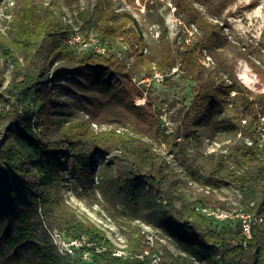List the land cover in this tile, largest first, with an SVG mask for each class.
Masks as SVG:
<instances>
[{"label":"trees","instance_id":"1","mask_svg":"<svg viewBox=\"0 0 264 264\" xmlns=\"http://www.w3.org/2000/svg\"><path fill=\"white\" fill-rule=\"evenodd\" d=\"M5 1L11 30H0V57L12 71L4 88L0 60V264H66L48 230L61 231L69 241L86 239L76 249L79 264H149L140 255L146 249L158 254L160 248L146 245L144 226L166 232L179 252L164 246L161 264H264L260 227L246 241L240 220L202 212L243 209L264 215V143L259 144L264 90L250 89L236 66L244 61L264 85V36L231 25L228 9L238 0H171L186 27L181 42L169 39L164 17L150 2L148 17L160 27L151 40L146 22L131 11L116 12L111 0H98L93 13L79 12L76 21L95 24L104 40L129 43L132 67L111 53H75L55 41L71 32L56 10L79 0H12L11 7ZM175 68L195 84V95L173 116L170 130L162 120L166 101L153 97L154 85L138 87L132 79ZM57 90L73 100L59 104L53 98ZM29 110H38L34 125L26 117ZM206 140L220 145L203 155L208 175L191 158L204 152ZM98 154L108 158L99 168ZM229 185L240 193V206L219 198ZM67 190L87 206H99L127 238L126 247L120 249L80 216ZM85 253L91 260L83 259Z\"/></svg>","mask_w":264,"mask_h":264},{"label":"rangeland","instance_id":"2","mask_svg":"<svg viewBox=\"0 0 264 264\" xmlns=\"http://www.w3.org/2000/svg\"><path fill=\"white\" fill-rule=\"evenodd\" d=\"M113 8L116 12L128 10L131 11L134 16L141 22L145 23V27L149 29V33L146 32V36L149 40L156 39L159 36L160 27L153 23L151 16L148 17V7L149 2L150 5L154 7V12L158 11L160 15H162L166 21V25L168 27V37L171 41L177 39L178 42H181L183 36L186 35V27L181 25L178 22L175 16L174 9L172 7L171 0H111ZM5 0H0V30L4 33L8 34L10 32V19L11 16L6 13L5 10ZM98 0H79L78 4L73 7H66L62 5V7L56 10V13L60 16L63 21L64 27L66 30L77 29L80 33H82L83 37L87 38H101L100 34L95 30V24L91 25L87 21H76V17H78L79 12L81 11H91L94 12L95 6L97 5ZM108 2L103 6L104 9L108 8ZM10 7L13 6V1H10ZM157 9V10H155ZM228 11H230V23L231 25L241 33L251 34L253 37L261 38L264 36V0H238L234 4H232ZM8 21V22H7ZM82 29H85V32H82ZM70 32V33H71ZM225 32H229V28H225ZM66 37L62 34H58L55 37V41L60 43H65ZM74 48V47H73ZM112 50L111 54L115 55L119 52L126 55L127 61L125 62L127 66L132 67L133 58L130 57V47L129 43L124 38L117 39L114 44L110 45ZM76 49V48H75ZM148 49H145L144 52H147ZM75 53H80V50H74ZM86 53H91L90 51H83ZM110 54V53H109ZM105 56V55H103ZM2 66L5 68V76L6 82L4 84V88L9 83L11 78V67H6V63L4 58L0 57ZM236 66L238 69V74L243 83H245L250 89L254 91L264 90V85L259 82L256 75L252 72L249 66L244 61H237ZM178 69L163 72L165 76L172 77L169 81L165 83H161V81H154L152 88L153 97H158L160 101H166V104L162 107L163 115L162 120L167 125L169 123L172 128L175 127L173 122V116L177 113V111L187 105L190 104L194 95H195V84L189 80L183 79L180 76V72H177ZM138 80L146 76L145 73H138ZM66 82V79L61 81V84ZM2 90V89H1ZM53 96L54 99L59 101V104L68 105V102L73 100V96L69 95L67 92H63L61 90H57ZM144 100H138L137 105L144 103ZM140 101V102H139ZM30 103L33 105L34 101L31 100ZM11 103L9 104V106ZM8 105H4V107H8ZM38 110L36 112H31L30 110L25 113L26 117L30 120L31 124H36L39 120ZM94 128L99 129L97 125H93ZM105 128V127H104ZM38 132H41V128H38ZM220 147L219 144L206 140L204 145V152L193 153L191 158L195 167L200 169V172L204 175H208L210 172V165L204 159L203 155L206 156L214 151H216ZM108 158L105 160L101 155H97V168H99L103 163H106ZM99 174L96 175V180L99 179ZM66 195L68 196L69 202L76 209L77 213L85 219H90L95 222L101 229H103L109 239L117 245L120 249H124L127 245V238L121 233V231L117 228V226L112 222V220L106 215L105 212L101 210L99 206L89 207L86 203L77 198L71 190H67ZM219 198L226 202L227 205L232 208L236 206H240V193L233 186H225L218 193ZM234 210V209H233ZM41 231H44V226H40ZM144 231L146 232V245H150L148 242V236L151 235L153 246H158L160 248V253L163 259L165 255V251L163 249L164 246L168 247V249L175 255L179 252L170 242L169 238L166 235V232L159 229H153L151 227L144 226ZM50 235V234H49ZM51 242L54 244L53 239L49 236ZM55 245V244H54ZM81 247V246H80ZM80 247H70L67 246H55V249L58 254L64 257V261L66 264H79L81 260L80 253L76 252V249ZM63 252V253H62ZM87 254V253H85ZM85 254L83 255L84 260ZM89 254V253H88ZM90 255V254H89ZM91 257V255H90Z\"/></svg>","mask_w":264,"mask_h":264},{"label":"built area","instance_id":"3","mask_svg":"<svg viewBox=\"0 0 264 264\" xmlns=\"http://www.w3.org/2000/svg\"><path fill=\"white\" fill-rule=\"evenodd\" d=\"M65 43L69 44L71 47H74L80 51H90L91 53L99 54V55H108L112 52L110 45L111 42L104 39H98V38H87L83 37L82 33L79 32V30L74 29L72 32L66 37ZM115 56L119 58L122 61H127L126 55L121 52L118 54L115 53ZM176 69V68H175ZM174 70V69H173ZM165 74L159 70H155L151 76H144L143 78L138 80V76H134L132 79V82L138 86L149 89L154 81L160 80L161 82L165 79ZM248 120L244 119L243 123L247 124ZM167 126L170 130H172V126L167 123ZM259 133L261 134L259 138V144L263 145L264 143V117L261 120V124L259 127ZM241 136V133L239 134ZM247 141L251 144V141L249 138H247ZM202 212L207 216H213L219 220H226V219H238L240 220L242 224V234L246 238V241L250 240L253 235V227L257 226L260 227L264 231V215H258V214H252L250 212H247L243 209H236V210H224L222 208H216V209H209V208H203ZM148 227V226H147ZM48 233L53 239L54 246H67V248H74V247H80L86 244V239L83 240H71L69 241L65 234L62 233L59 230H48ZM152 236H148V242L153 246V243H150L152 241ZM246 246V243H245ZM63 253V252H62ZM123 254H127L124 251H118L117 255L121 256ZM85 259H90V255L87 253L85 254ZM140 259L144 261H148L149 264H161L162 262V256L161 253H153L150 249H146V251L140 255Z\"/></svg>","mask_w":264,"mask_h":264}]
</instances>
